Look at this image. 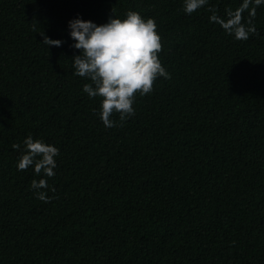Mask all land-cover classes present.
Segmentation results:
<instances>
[{
  "label": "trees",
  "instance_id": "trees-1",
  "mask_svg": "<svg viewBox=\"0 0 264 264\" xmlns=\"http://www.w3.org/2000/svg\"><path fill=\"white\" fill-rule=\"evenodd\" d=\"M242 3L0 0V264H264V4L240 13L247 40L221 23ZM129 10L168 75L105 127L66 22ZM28 135L59 149L52 177L17 170Z\"/></svg>",
  "mask_w": 264,
  "mask_h": 264
},
{
  "label": "clouds",
  "instance_id": "clouds-1",
  "mask_svg": "<svg viewBox=\"0 0 264 264\" xmlns=\"http://www.w3.org/2000/svg\"><path fill=\"white\" fill-rule=\"evenodd\" d=\"M262 5L264 0H243L235 12L229 14L223 27L235 39L247 40L250 33L255 32L254 26L241 23L240 13L248 8L249 3ZM207 0H183L185 13H192L205 5ZM255 15V7L249 11ZM213 20L218 18L213 16ZM250 23V22H249ZM67 35L72 40L71 47L78 50L71 57L74 74L87 78L82 91L89 98L100 97L98 116L105 127H112L111 116L118 113L121 120L134 114L133 102L137 94L143 96L152 91L153 82L157 77L167 78L158 53L161 50V37L157 32V23L151 18H144L138 12L129 10L124 18L111 14L101 24L81 19L77 14L66 22ZM41 42L48 46L59 47L61 39H50L42 34ZM21 144H13L20 150L16 162L17 170L29 166L33 171L52 177L56 167L59 149L43 139L26 136ZM34 189L47 187L45 179L33 180L30 185ZM37 197L47 201L44 192H37Z\"/></svg>",
  "mask_w": 264,
  "mask_h": 264
}]
</instances>
